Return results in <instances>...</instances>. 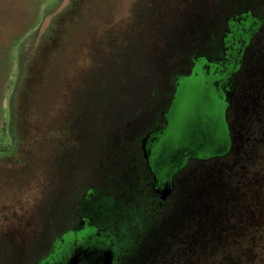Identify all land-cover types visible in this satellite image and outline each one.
Segmentation results:
<instances>
[{"label": "rangeland", "instance_id": "1", "mask_svg": "<svg viewBox=\"0 0 264 264\" xmlns=\"http://www.w3.org/2000/svg\"><path fill=\"white\" fill-rule=\"evenodd\" d=\"M60 1L0 0V155L14 141L13 102L24 60L34 53V37L47 12ZM221 1L225 9L228 0ZM219 2L81 0L80 11L72 26L62 32L50 59L38 58L31 69L40 85L33 96L34 123L29 126L36 130L31 133L37 134L31 154L24 167L0 162V264H10L13 259L12 264H25L37 256L32 255L28 241L23 242L34 231L37 235L44 231L46 221L38 220L49 194L46 176L53 175L51 170L61 172L70 157L78 165L76 172L80 153L87 150L79 145L72 154L73 147L65 138L57 146L61 150L56 148L45 157L47 143L41 138L48 126L57 123L59 110L66 112L70 126L80 129V139L87 132L96 134L100 154L108 149L124 160L132 145L123 139H139L145 127L142 123L150 124L159 117L151 107L148 113L144 110L140 121L130 113L144 108L142 101L155 80L179 65L178 45L172 35L182 25L211 18ZM233 12L229 8L226 15ZM135 32L144 33L143 43L141 37L140 43H129ZM109 38L118 40L112 43ZM245 55L229 127L227 99L218 86L221 77L214 64L207 68L200 58L190 74L177 80L174 99L166 111L168 124L159 136V169L168 172L170 156L179 145L198 159L227 155L191 164L180 176L178 203L162 220L148 224L144 264H264V29ZM41 62L45 65L39 69ZM164 90L160 86L157 92V109L167 98ZM75 99H80V107L70 108ZM141 115L138 112V117ZM104 134L115 141L118 136L123 139L119 145L106 144ZM246 134L252 139H246ZM43 247L38 256L45 252Z\"/></svg>", "mask_w": 264, "mask_h": 264}, {"label": "flooded vegetation", "instance_id": "2", "mask_svg": "<svg viewBox=\"0 0 264 264\" xmlns=\"http://www.w3.org/2000/svg\"><path fill=\"white\" fill-rule=\"evenodd\" d=\"M252 1L248 5L244 4L239 11L245 16L250 15L249 13L264 16V0ZM238 51L241 57L246 52L244 48ZM238 51L230 46L224 48L222 55L216 59L208 57L211 51L195 57L189 64L188 71L175 77L174 88L167 86V98L162 102L160 109L155 107V102L150 105L148 97L143 100L144 108H136L134 113L130 114L140 121V119L143 120L144 110L148 113L151 107L157 110L159 117L152 120L150 124L142 123L145 127L144 131L139 133V136L141 135L139 139L121 138L132 145L124 155V160L111 154L108 149H103L106 153L100 154L97 143L100 139H96V134L89 135L87 128L86 135L80 139V145L87 146V150L80 153L79 169L76 172H69L70 177L60 181L51 179L49 182L50 199L42 210L51 212L47 216H51L52 211L58 212L55 214L61 216L56 220L53 216L45 219L46 223L55 225L56 229L45 236L37 235L34 231L31 238L24 240L28 242L39 240L40 249L46 244V247H43L44 253L25 264H136L139 260L144 264L149 244L148 220L144 209L142 213L131 212L127 219L118 220L116 213L118 204L115 202L114 195L117 190L126 186L124 192L129 193L131 199L135 195L143 202L147 195H151L157 205L162 206L164 202H172L171 207L175 206L173 200L178 201L177 190L180 176L186 172L190 160L198 159L187 148L179 145L170 156L168 172L166 170L161 172L158 167V158L162 153L161 146L158 144L159 136L168 124L166 111L174 99L177 80L180 76L190 74L194 63L202 58L207 68L211 64L216 66V72L221 77L218 86L224 90L227 99L233 92L228 75L222 74L219 68L222 69L223 63H229L230 68L235 66L240 68L241 58L236 59ZM140 111L142 115L138 117ZM109 130L112 129L109 128ZM121 139L118 138L115 141L113 137L108 138L104 134L102 141L106 144L118 143L119 145ZM144 152L148 153L147 159L144 157ZM224 154H215L201 160L220 158ZM77 166L75 165L76 168ZM54 185L57 187L55 188L57 192L53 193ZM62 186L68 190L60 189ZM102 193L103 198H101ZM139 205L143 208L146 206L144 203ZM136 206L139 207L136 204L131 205L133 208ZM120 207L126 206L121 204ZM85 229L89 232L86 233ZM81 230L85 233L76 234ZM68 233L70 235L68 239H65ZM133 258H135L134 261H132Z\"/></svg>", "mask_w": 264, "mask_h": 264}, {"label": "trees", "instance_id": "3", "mask_svg": "<svg viewBox=\"0 0 264 264\" xmlns=\"http://www.w3.org/2000/svg\"><path fill=\"white\" fill-rule=\"evenodd\" d=\"M228 5L226 4V8L222 9V1L219 2L218 10L211 18L204 19L202 21H199L195 24H189L188 27L186 26H180L177 31L174 32L173 36V42L178 45V48L176 50V53L178 54V60L179 65L177 68L173 67L172 70H168V72H165L163 76L158 77L155 80L154 87L151 89V93L148 96V103L154 104L156 101V95L159 91L160 86H163L165 88L164 91H166L167 86L174 88L175 86V77L177 75H181L188 71L189 64L191 61L197 57L200 54L209 53L211 51V55H208L209 58H218L222 55L223 49L226 47H233L235 51H238L240 48H244L246 51L247 48H249L253 41L255 40L258 32L260 29H264V16L259 15H247L245 16L242 14L241 7L245 4H250L253 1H246L245 3H242L241 0H228ZM235 2H238V4H235ZM231 3L233 4V7L230 6ZM81 8V0H70L69 4L61 11L59 12L54 19L52 20V24L49 26V28L46 29V31L39 37V40L35 43V50L34 53L26 58L23 63V72L20 76V82L17 85L16 92L14 95V102H13V144L11 148L6 151L5 153L0 155V162L3 160L4 163H13L14 165H21L24 167L26 158L29 157L31 154L30 152V146L32 145L31 142H33V139H36V135L34 133L32 134L31 131H36L33 128L29 127L31 124L33 125L34 119L32 117V112L34 111V99L33 96L35 95L37 90V87L39 88L40 85H38L37 80H35L36 74L32 72V67L35 65L36 60L40 57L45 58V60H49L52 52L54 50L53 47L60 44V37L62 35V32L67 27L72 26L71 23H73V17L76 15L78 11H80ZM234 10L233 13H230L228 15L227 11L228 9ZM193 27V29H192ZM189 28V29H187ZM132 35V40H129V43L133 40L138 43L144 42V33H137ZM126 36V35H125ZM141 37V40H140ZM118 40V38L112 39L109 38V41L112 43H115ZM126 41V39H125ZM244 51V52H245ZM237 58H241L240 63L241 67L238 68V66H235L233 68H230L229 63H223L221 65V68H219V71L222 74L228 75L229 77V83L231 86V91L233 92L230 97L227 98V108H226V120L228 123V127L230 125L229 117L232 114V103H233V94L235 91V88H237V81L239 79V72L241 71L244 61L246 59V55L241 57L239 54V51L237 52ZM129 58H126V61ZM141 59V58H140ZM139 59V60H140ZM44 62V61H43ZM41 62V64H37L36 66L40 67L42 65H45V63ZM238 64V63H237ZM165 84V85H164ZM80 99H75L73 101V104L69 106L72 107H80ZM68 108V106L66 107ZM60 116L57 119V123L53 124L54 127L48 126V128L45 131V137L41 138L44 140L45 143H47V152L45 157L50 154L52 151H55L58 145H60V141L63 139H67V145L73 147L70 148V151H72V154L76 153L77 147H79L80 143V129L74 128L69 125V119L68 115L64 110H59ZM33 119V120H32ZM229 131L230 128H229ZM232 132V131H231ZM230 132V135H231ZM247 133V132H246ZM119 139L120 136H118ZM246 139H252L249 138V135L246 134ZM53 142H57L53 143ZM232 144V143H231ZM68 146V147H69ZM27 148L28 153L25 154V149ZM60 149V148H59ZM62 149L67 148L65 146L62 147ZM61 150V149H60ZM65 150V151H66ZM227 155V152L224 154L223 157ZM264 155V153H263ZM44 157V158H45ZM43 158V159H44ZM73 157H70V159L66 160L64 163V168L61 172H54L51 170L50 173H52V176H46L48 180H54L59 181L65 179V177H70L68 174L69 172L74 171L77 169L74 165ZM198 161H204L201 159H193L188 162V167L191 166V164H195ZM44 173H47L45 171ZM49 175V174H48ZM47 186L49 187V181H47ZM119 187V186H118ZM53 189V193L57 192V190ZM127 188L126 186L122 187L120 190H117L114 197L115 202L118 204V207L116 209V213L118 214L117 219L118 220H125L128 217V214L133 212H139L142 213V209H144V214L147 216L148 224L155 223L156 219L164 218V215H167L172 209L170 202H164L162 206L157 205L156 200L151 196L147 195V198L145 201H141L138 199V196L136 197L133 195V199L130 198L129 193H125L124 189ZM50 194V193H49ZM49 194L48 198L46 197V204L49 202ZM141 196V195H140ZM101 198H103V193L101 195ZM177 200H173V203L175 205L178 203ZM146 204V206L141 207L139 204ZM184 203V201H182ZM181 203V204H182ZM121 204H125V208L120 207ZM136 204L139 207H131V205ZM44 208V207H43ZM51 213L50 211L41 210L39 213V220L38 223H40L43 219L51 218L53 216V219L56 220V218H61V216L56 215L55 213H58L56 211H52L51 216H47V214ZM53 224V223H52ZM55 224V223H54ZM55 225L51 224H43L42 228L44 231L42 233H38L40 236L49 235V232L54 229ZM35 227V226H34ZM189 227H186V231ZM37 233V232H35ZM51 233V232H50ZM2 236V234H0ZM5 236V235H4ZM10 237V236H9ZM36 242V243H35ZM35 242H27L29 245L28 248L30 251H34L35 253H32V255H38L39 251V245L40 241L37 240ZM20 243V242H19ZM23 243H26L24 241ZM21 245V243H20ZM23 247V245H22ZM33 248V250H32ZM31 255V256H32ZM14 261V259H13ZM12 260H9L10 264L13 263Z\"/></svg>", "mask_w": 264, "mask_h": 264}, {"label": "water", "instance_id": "4", "mask_svg": "<svg viewBox=\"0 0 264 264\" xmlns=\"http://www.w3.org/2000/svg\"><path fill=\"white\" fill-rule=\"evenodd\" d=\"M70 0H61L59 4H57L54 8L50 9L44 20L42 21V24L40 25L39 29L37 30L35 34V43L39 40V37L46 31L47 27L50 25L52 19L59 13L61 12L68 4ZM144 157L147 159L148 158V153L144 152Z\"/></svg>", "mask_w": 264, "mask_h": 264}]
</instances>
